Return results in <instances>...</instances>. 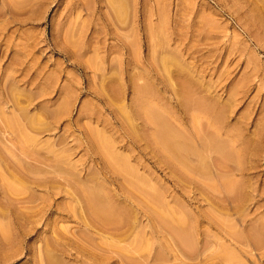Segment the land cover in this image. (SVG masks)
I'll return each mask as SVG.
<instances>
[{
  "label": "rangeland",
  "instance_id": "1",
  "mask_svg": "<svg viewBox=\"0 0 264 264\" xmlns=\"http://www.w3.org/2000/svg\"><path fill=\"white\" fill-rule=\"evenodd\" d=\"M0 264H264V0H0Z\"/></svg>",
  "mask_w": 264,
  "mask_h": 264
},
{
  "label": "bare ground",
  "instance_id": "2",
  "mask_svg": "<svg viewBox=\"0 0 264 264\" xmlns=\"http://www.w3.org/2000/svg\"><path fill=\"white\" fill-rule=\"evenodd\" d=\"M148 109H150V108H148ZM151 109H153V108H151ZM153 116V115H152ZM155 118H157V117H155ZM159 119V118H158ZM153 120H155V119H153ZM12 121V120H11ZM158 123V122H157ZM10 124V123H9ZM17 124V123H16ZM17 125H19V124H17ZM159 125V124H158ZM161 127H163L162 125H161ZM162 129V128H161ZM163 131V130H162ZM167 133V132H166ZM157 134V133H156ZM163 135V133L161 134V138L163 139V138H166V136H162ZM168 135V134H167ZM26 138H29V137H26ZM170 138V137H169ZM169 138H167V139H169ZM30 139V138H29ZM160 139V138H159ZM165 140V139H163V140H161V141H163L164 143H167L166 141H168V140ZM175 139V138H174ZM25 140V139H24ZM170 141H172V140H170ZM170 141H168L170 144H173L172 142H170ZM182 142V141H181ZM168 143V144H169ZM180 144V143H179ZM178 144V142H177V145H179ZM184 144V143H183ZM174 145H175V143H174ZM181 145V144H180ZM179 145V146H180ZM172 146V145H171ZM169 147H170V145H169ZM175 147H177V146H175ZM174 146H173V148L172 147H170V149L169 150H174L175 149V151L177 150V151H179V149H180V147H179V149H177V148H175ZM181 147H183L182 145H181ZM172 148V149H171ZM182 150V149H181ZM174 151V154H176V153H179V152H175ZM173 152V151H172ZM173 154V155H174ZM181 154V153H180ZM175 157H176V155H175ZM178 157V156H177ZM129 172V171H128ZM132 175V174H131ZM10 184V183H9ZM12 184V183H11ZM14 184H12V187L13 188H15L16 189V186L14 185ZM11 186V185H10ZM10 186H9V189H12V188H10ZM7 187V186H6ZM15 189H13V190H15ZM142 190H144V188L142 189ZM8 191V190H7ZM10 192V191H9ZM16 192V191H15ZM86 192V191H85ZM89 193H91V195L90 194H87V196L89 197V199H88V197H87V199L89 200V205H88V207H89V211H91V213L93 214V215H96L97 216V218H98V216H99V219H100V217L102 218V220L103 221H106V222H112L113 221V219H112V211H111V209L108 207V204L106 205L104 202H103V199H102V197L100 196V194L97 192V191H90ZM149 196V195H148ZM157 196V195H156ZM87 203H88V201H87ZM157 210V209H156ZM160 212V211H159ZM98 219V220H99ZM118 219V218H117ZM160 219V218H159ZM95 221H96V219H95ZM100 221V220H99ZM116 221V220H115ZM166 221V220H165ZM105 222V223H106ZM108 224V223H107ZM110 224V223H109ZM168 224V223H167ZM179 230V229H178ZM173 231V230H172ZM176 232V231H175ZM180 232V231H179ZM181 235V234H180ZM131 247H133L132 245H131ZM130 248V247H129ZM122 249V248H121ZM125 249V248H124ZM134 249V248H133ZM136 249V248H135Z\"/></svg>",
  "mask_w": 264,
  "mask_h": 264
}]
</instances>
